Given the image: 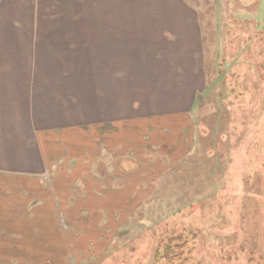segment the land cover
Segmentation results:
<instances>
[{
	"label": "rangeland",
	"instance_id": "1",
	"mask_svg": "<svg viewBox=\"0 0 264 264\" xmlns=\"http://www.w3.org/2000/svg\"><path fill=\"white\" fill-rule=\"evenodd\" d=\"M152 25L168 30V42L180 32L183 42L186 31L197 67V75H173V88L156 96L144 90L146 76L156 75L138 67L140 79L127 88L121 78L133 71L114 72L95 41L105 29L126 30L124 37L132 26ZM82 33L96 52L85 57L89 70L84 51L66 58ZM189 84L195 104L185 114L174 105L168 113L143 109L149 97L153 104L184 95ZM0 115V219L58 221L27 225L39 239L25 247L15 221L0 263L168 264L163 249L170 247L174 264H264V0H0ZM114 132L118 153L137 157V173L123 177L135 188L134 206L124 200L106 208L94 199L90 209L79 201L83 189L71 186L64 205L48 167L46 182L32 192L39 205L20 191L28 178L38 184L26 173L38 167L42 150H62L79 166L78 179L96 162L101 136ZM88 138L95 149L83 155L78 143Z\"/></svg>",
	"mask_w": 264,
	"mask_h": 264
},
{
	"label": "crops",
	"instance_id": "2",
	"mask_svg": "<svg viewBox=\"0 0 264 264\" xmlns=\"http://www.w3.org/2000/svg\"><path fill=\"white\" fill-rule=\"evenodd\" d=\"M7 14L8 13L5 12V15ZM132 30L133 31H130V34L123 37L121 34V31L126 32V30H121V29L107 30L105 29L103 30L102 34L98 36V39L95 40L99 44V47H98L99 54L108 55L109 59L107 60L106 63L110 65H114V72L119 74V73H122L123 70L133 71V75H127V76L124 75L121 78L123 83H125L124 81L125 79L128 80L127 81L128 83L125 84L127 88L131 89L133 87V85L131 84L136 80V78L137 80L140 79V75L135 76L134 73L137 71V68L141 66L145 67V69L143 70V74L147 72V75H156L152 77L146 76L145 79L147 80V84L144 87V90L147 91L148 95H154V96H156V94H158L159 93L158 91L160 90H170L171 88H173V80H174L173 75H177V78H180L181 75L183 74L184 69L185 71L190 70L193 73L195 72V75H197L196 74L197 67H195L194 59L192 58V53L195 52L196 50H194L192 46L188 45L187 38H186V31H184V41L183 42L180 38L181 32L174 34V36L177 38L176 40L168 42L164 40V36H163V33H166V32L168 33V30L166 28L156 29L154 25L148 26V27L142 26L140 28L137 26L136 27L132 26ZM173 30H175V28ZM79 38H81V40H79ZM76 43L79 44L78 48L74 45V47L72 48V52L69 53L66 58L67 59L70 58V54H71L72 59H75L76 56L78 57L82 56L83 55L82 51H84L85 54L83 56V59H85V62L83 64H86L89 70V66L92 63L91 61L87 62L85 57L90 54L96 55V52H94L91 48V45H92L91 36L89 35L87 39H85V35L82 33L78 37ZM187 47H189V50L187 49ZM112 58H115L116 62L111 61ZM117 64L118 65L122 64V66L116 67ZM123 66H125L126 68ZM195 75H193L194 79L196 78ZM160 79L163 80V82H161ZM177 84H179V82ZM109 86H114V88H116L117 84L110 83ZM192 88L193 87L191 86V84H189L188 90L184 88L186 89L184 92V95L179 94V96H176V97L173 96L167 100L154 101L153 104H152L153 97H149L148 103L150 105H145L143 109L149 112L150 108L152 109L157 108V109H160L162 113H165V112L168 113V108L170 106L173 107L174 105L177 108V111H174L173 109L174 113L182 112L185 114L186 111L191 109L195 104V100H194L195 95H196L195 88L194 89ZM148 91H150L151 94H149ZM111 106L113 105L111 104ZM147 112H145V115L147 114ZM167 116L168 115H165L164 117H167ZM0 118H1V115H0ZM151 119H155V117L151 116L148 120H151ZM88 122H91V121H88ZM0 127H3V122L1 120H0ZM68 127L75 128L74 130L76 131L80 130L78 129L80 128L78 125H71V126L68 125ZM91 134L92 132H90L89 135H86V137L87 136L91 137ZM114 134L116 133L115 132L111 133L112 136H110L111 138H108V139L105 138V136H101L103 141L102 143H98V144H101V147H98L100 150V153L97 157L95 156L97 158L96 162L94 161L91 163L90 161L91 159H90L89 160L90 164H88L90 165V167H88L89 172L87 171V169H84L87 172L84 171L82 177H78V179L75 177V171L78 170L77 168L79 166H70L71 164L67 162L69 161V159L68 158L65 159V155L63 154L62 150H58L57 152H55L54 155H53V152H50L48 154V152L45 153L42 150L40 153V164L38 165V167L35 169V171L26 173L29 176L35 175L34 178L37 180L36 182L38 184L32 183V178H28L26 179V181L30 183H28V185L26 186V189L24 188V190H21L20 188V191L25 192V193L26 191L31 192L30 194H28L29 196L34 197V199L31 200V202L36 203V205H39L42 202V199L40 200L35 195H32L33 194L32 192L36 191L37 188H42L43 183L46 182L44 181L45 177H42L43 176L42 173H44L46 171L45 169L48 167L50 176L52 180L54 181V189L56 191L60 189L63 190L60 193V195H56L57 197H59L60 201L63 200L62 201L63 204L65 202V199H62V196L64 195L63 193L67 194L70 191L71 189L70 186H71V187H74L75 190L78 188L83 189L85 193L83 194V198H81L79 201L83 200L81 202H83L84 204L89 203L88 205H84V206L87 208L90 207V209L96 203V200L94 199H98L99 201L102 200V203L104 204L103 206L106 208L122 207L124 200H126V202L127 201L132 202L131 204L127 206H134L135 199L133 198L134 197L133 192L135 188L134 186H130V187L127 186V184H125L123 177L126 175L131 176L137 173L136 172L137 168L134 164V161H136L137 157L133 155L122 156L121 153H118L119 150H117L118 147H117V142H116L118 138L115 137ZM68 138L69 140H71V138L74 139L75 141L78 140L74 136L70 138L69 134H68ZM89 138L85 140L84 142L79 141L78 143V144L83 145V149H84L82 152L83 155L86 153L90 155L91 154L90 152L93 151L92 149H95V148H92L91 146L90 147L87 146V145L94 144V143L89 142ZM74 143L77 144L76 142ZM49 144L52 147L53 141H50ZM154 145L158 146L157 143ZM68 149L70 151L72 150L71 147ZM92 154L95 155L96 153H92ZM59 159H61V164H62L61 166L59 165V162H58ZM48 160H51L50 165L55 164V162L57 161L56 165H54L53 167L55 169H51L52 166L51 167L49 166ZM117 163L120 164L119 167L116 166ZM117 168H119V170ZM62 171L64 172V174L60 175ZM103 181H107L106 185L104 184V186H103ZM55 185H57L56 188H55ZM46 187L48 190L49 189L48 186ZM6 190L7 189H4L3 191H6ZM89 194L96 195V196L90 198L88 197ZM126 194L130 196H127V198L125 199L123 197H125ZM100 196L101 197L103 196V199H101ZM50 198L51 199L49 201V204H52V209H54L56 208L57 205L54 206L55 203L53 201V196ZM118 199L120 200L121 203H118L115 206H110L108 204L110 202H116L118 201ZM55 218H56L55 215L53 217L37 215V216H28V217H19V218L8 217V218L0 219V225L8 226V227H5V229L4 227L3 228L0 227V240L2 241V243H0V248L2 249L3 247H5V240L9 241V238L11 237V234L7 233L6 229L7 230L10 229V225L15 224L17 221L20 224L19 229L21 231H19V233L20 234L24 233L22 238L18 241L20 242V246L25 247V246H28L26 244L28 240L39 239L37 235V233L39 232L38 229L35 230L31 227L32 231H30L27 228V225H34V228H35L40 223L42 224L43 221L48 222L53 219L56 222L55 224L58 226V223H57L58 221ZM99 218L100 216H98V219ZM91 220H95V218L90 217L89 223H91ZM23 226H25L29 230V232L26 231L23 228ZM0 264H5V263H0Z\"/></svg>",
	"mask_w": 264,
	"mask_h": 264
},
{
	"label": "trees",
	"instance_id": "3",
	"mask_svg": "<svg viewBox=\"0 0 264 264\" xmlns=\"http://www.w3.org/2000/svg\"><path fill=\"white\" fill-rule=\"evenodd\" d=\"M171 254L172 252L170 251V247H166L163 249V255L167 258L168 264H174V261L176 259V258L170 257Z\"/></svg>",
	"mask_w": 264,
	"mask_h": 264
}]
</instances>
